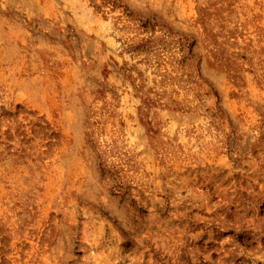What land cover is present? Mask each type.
Masks as SVG:
<instances>
[{"label":"rangeland","instance_id":"1","mask_svg":"<svg viewBox=\"0 0 264 264\" xmlns=\"http://www.w3.org/2000/svg\"><path fill=\"white\" fill-rule=\"evenodd\" d=\"M0 264H264V0H0Z\"/></svg>","mask_w":264,"mask_h":264}]
</instances>
